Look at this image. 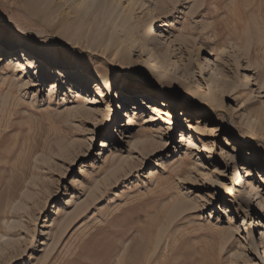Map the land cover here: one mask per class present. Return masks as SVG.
<instances>
[{"label":"rangeland","instance_id":"rangeland-1","mask_svg":"<svg viewBox=\"0 0 264 264\" xmlns=\"http://www.w3.org/2000/svg\"><path fill=\"white\" fill-rule=\"evenodd\" d=\"M0 32L17 39L0 44V264H264V0H0ZM132 37L181 78L143 69ZM47 47L112 88L67 76L47 95L54 69L10 59ZM124 90L161 96L174 123L144 124ZM123 103L143 111L127 129ZM202 118L223 130L189 148Z\"/></svg>","mask_w":264,"mask_h":264},{"label":"bare ground","instance_id":"bare-ground-1","mask_svg":"<svg viewBox=\"0 0 264 264\" xmlns=\"http://www.w3.org/2000/svg\"><path fill=\"white\" fill-rule=\"evenodd\" d=\"M50 0H31V3L34 4L35 6H41V5H46ZM83 4V3H82ZM89 7H91L89 5ZM109 15V14H108ZM49 18V17H45ZM164 38L165 36L160 32V36ZM17 40L15 37L11 35H6V34H1L0 32V44L4 45L5 43H12L13 41ZM131 43V49L128 51L129 54H136L137 53V58L139 59L138 62L142 66L143 69H148L151 71L152 75H155L156 77H160L161 79H167L164 73L169 75L172 73L178 80V78H181L177 73L172 69L169 68L168 65L163 63L162 61L155 59L149 52H146L145 49L140 48L138 45V39L133 38L130 39ZM46 53H43L41 50H23L21 51V57H18L17 54L15 56L11 57V63H13L16 68L20 69L21 71H24L25 75L32 74L33 72L36 71L37 66H40L42 69H46L47 67H51L54 69V73L57 76H54L56 79L53 83L48 85L49 90H47V95L49 96H54L53 94L59 90L60 83L64 82L67 78V76H70L71 79V87H74L78 90H84L86 93H88L90 90H92V87H94L93 90H95V94L98 96H102L104 93L102 90L104 89V85L110 89L112 88L114 82H111V78L107 77L106 75H102L99 71L93 70L91 68H85L83 62L80 60L81 58L79 56H74L73 59L71 60H66L60 56L58 52H56L53 56L50 55L52 51V47H47ZM14 51L13 53H15ZM122 65L124 69H132L133 64L131 61H120V64ZM146 70L147 73L144 74V78H148L149 80L151 79V76H149V72ZM50 70L49 72H51ZM172 71V72H171ZM53 73V74H54ZM64 78H63V77ZM147 76V77H146ZM62 77V78H61ZM114 81V80H113ZM151 82V81H150ZM133 93V94H132ZM131 95L140 100V107L150 109L151 115L153 116V121H147L144 124H150L152 122L155 123L159 120L161 117L169 116L168 119V125H171L172 122L174 123V109L172 108V105H167L166 102L164 101L161 96L157 95L156 93L150 94L148 92L142 91V90H137V91H128L124 90L123 96H125V99L130 97ZM127 96V97H126ZM109 107V106H108ZM123 107H126V117H127V122H122L118 123L120 126V129L124 128H130L133 127L134 123L136 122V119L138 116H140L143 111L142 109H137V105L134 103L130 106V109H128L127 104L123 103ZM111 110V114L114 110ZM138 110V113H137ZM110 114V116H111ZM155 118V119H154ZM109 122V120H107ZM198 127L194 128L191 127V134H188V136H185L182 134V142H187L188 147L192 148V146H196L197 143L194 139V135L198 136V138H201L204 141H215L214 139L221 134V131L223 130L222 123L221 124H216L213 123L210 120L207 119H201L198 121ZM197 130V131H196ZM196 131V132H194ZM122 134V132H121ZM127 138V136L125 137ZM103 145L101 148L106 149V147L111 151V143L108 141L102 142ZM207 150V147H205ZM113 149V148H112ZM107 158V157H106ZM248 172H246L247 178L249 177ZM246 178V177H245ZM245 183L246 181L242 177V175H238L237 173V179L236 183L233 187L228 188V197L229 198H238L239 203L238 205L245 204V197L240 194L239 195V187L241 186L243 189L245 188ZM253 191V190H252ZM254 192V191H253ZM256 196V195H255ZM259 227H262L259 225ZM261 238H262V244L264 245V232H261ZM264 248V247H263Z\"/></svg>","mask_w":264,"mask_h":264}]
</instances>
